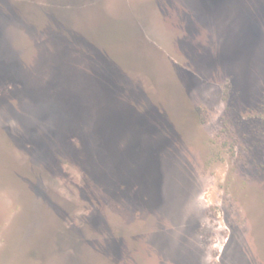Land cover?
<instances>
[{
	"label": "rangeland",
	"instance_id": "374dc122",
	"mask_svg": "<svg viewBox=\"0 0 264 264\" xmlns=\"http://www.w3.org/2000/svg\"><path fill=\"white\" fill-rule=\"evenodd\" d=\"M264 264V0H0V264Z\"/></svg>",
	"mask_w": 264,
	"mask_h": 264
},
{
	"label": "crops",
	"instance_id": "0c3cea01",
	"mask_svg": "<svg viewBox=\"0 0 264 264\" xmlns=\"http://www.w3.org/2000/svg\"><path fill=\"white\" fill-rule=\"evenodd\" d=\"M70 264V263H69Z\"/></svg>",
	"mask_w": 264,
	"mask_h": 264
}]
</instances>
